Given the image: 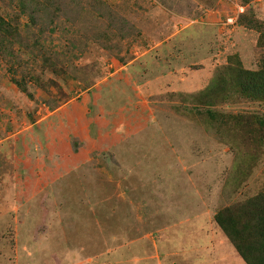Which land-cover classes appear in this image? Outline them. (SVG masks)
<instances>
[{"label":"rangeland","instance_id":"rangeland-1","mask_svg":"<svg viewBox=\"0 0 264 264\" xmlns=\"http://www.w3.org/2000/svg\"><path fill=\"white\" fill-rule=\"evenodd\" d=\"M0 18V264H245L215 216L264 193V102L200 93L264 68V0Z\"/></svg>","mask_w":264,"mask_h":264},{"label":"trees","instance_id":"trees-1","mask_svg":"<svg viewBox=\"0 0 264 264\" xmlns=\"http://www.w3.org/2000/svg\"><path fill=\"white\" fill-rule=\"evenodd\" d=\"M5 26L6 22L0 18V29ZM228 70L231 72L229 77L216 78L199 96L214 102L218 94L224 92L225 95L229 93L264 102V68L250 71L229 67ZM215 220L245 264H264V193L222 209Z\"/></svg>","mask_w":264,"mask_h":264}]
</instances>
